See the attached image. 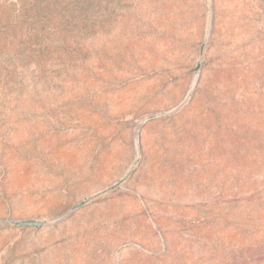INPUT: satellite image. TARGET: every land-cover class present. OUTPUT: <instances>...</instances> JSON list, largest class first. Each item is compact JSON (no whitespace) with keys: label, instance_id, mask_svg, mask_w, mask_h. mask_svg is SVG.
<instances>
[{"label":"rangeland","instance_id":"374dc122","mask_svg":"<svg viewBox=\"0 0 264 264\" xmlns=\"http://www.w3.org/2000/svg\"><path fill=\"white\" fill-rule=\"evenodd\" d=\"M0 264H264V0H0Z\"/></svg>","mask_w":264,"mask_h":264},{"label":"water","instance_id":"95a60500","mask_svg":"<svg viewBox=\"0 0 264 264\" xmlns=\"http://www.w3.org/2000/svg\"><path fill=\"white\" fill-rule=\"evenodd\" d=\"M112 187H115V186H112ZM18 223L22 225H42L44 221L35 220V219H27V220H21Z\"/></svg>","mask_w":264,"mask_h":264}]
</instances>
